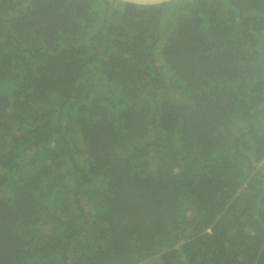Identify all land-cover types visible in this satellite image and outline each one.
Listing matches in <instances>:
<instances>
[{"label": "trees", "instance_id": "1", "mask_svg": "<svg viewBox=\"0 0 264 264\" xmlns=\"http://www.w3.org/2000/svg\"><path fill=\"white\" fill-rule=\"evenodd\" d=\"M0 264H264V0H0Z\"/></svg>", "mask_w": 264, "mask_h": 264}, {"label": "water", "instance_id": "2", "mask_svg": "<svg viewBox=\"0 0 264 264\" xmlns=\"http://www.w3.org/2000/svg\"><path fill=\"white\" fill-rule=\"evenodd\" d=\"M118 1L123 2L125 4L146 7V6L162 5V4L173 2L175 0H118Z\"/></svg>", "mask_w": 264, "mask_h": 264}]
</instances>
